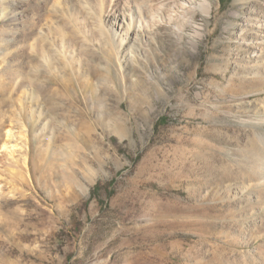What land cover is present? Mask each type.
<instances>
[{"label": "rangeland", "instance_id": "1", "mask_svg": "<svg viewBox=\"0 0 264 264\" xmlns=\"http://www.w3.org/2000/svg\"><path fill=\"white\" fill-rule=\"evenodd\" d=\"M110 1L0 0V264H264V0Z\"/></svg>", "mask_w": 264, "mask_h": 264}, {"label": "bare ground", "instance_id": "2", "mask_svg": "<svg viewBox=\"0 0 264 264\" xmlns=\"http://www.w3.org/2000/svg\"><path fill=\"white\" fill-rule=\"evenodd\" d=\"M100 1L101 6L104 5L105 0ZM120 1L121 0H111L108 6H103V8L101 7L100 17L102 18L103 22L108 23L112 34L115 35V37H119L120 40L125 43L129 39V35L133 30H136L137 28L142 29V27H148L150 21L158 17V15L156 14L152 4L142 5V3L138 0H126L129 5V9L127 11L125 8H121L119 6ZM168 1L171 3L175 2V0ZM188 3L194 8L202 6L206 9H209L210 7V2L208 0H203L200 5H195V0H180L181 7H186ZM135 9L138 10L139 17H135L134 14H129ZM141 12H143V14H141ZM36 36L37 40H40L41 42H44L46 39V34L41 29L37 31ZM10 131L11 130H9L8 133H10ZM4 145L6 146L7 142ZM3 197L4 196L0 190V200H2Z\"/></svg>", "mask_w": 264, "mask_h": 264}]
</instances>
